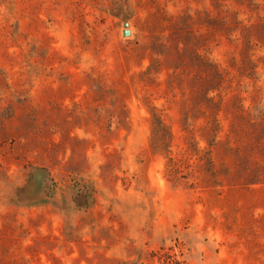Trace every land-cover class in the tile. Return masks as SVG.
Here are the masks:
<instances>
[{"label": "rangeland", "instance_id": "rangeland-1", "mask_svg": "<svg viewBox=\"0 0 264 264\" xmlns=\"http://www.w3.org/2000/svg\"><path fill=\"white\" fill-rule=\"evenodd\" d=\"M0 264H264V0H0Z\"/></svg>", "mask_w": 264, "mask_h": 264}]
</instances>
